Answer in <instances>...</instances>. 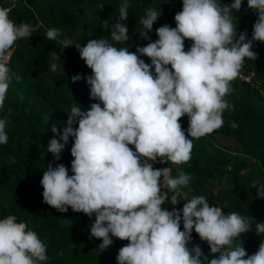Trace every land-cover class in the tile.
I'll return each mask as SVG.
<instances>
[{
	"label": "clouds",
	"instance_id": "9594fccd",
	"mask_svg": "<svg viewBox=\"0 0 264 264\" xmlns=\"http://www.w3.org/2000/svg\"><path fill=\"white\" fill-rule=\"evenodd\" d=\"M243 2L182 0V10L174 16L175 28L162 25L154 42L132 52L118 46L129 40L125 21L131 5L121 0L109 37L89 39L83 46L68 38L60 41L61 50L74 46L91 70L83 79L90 99L98 103L88 110L73 103L60 134L63 143L49 142L47 151L55 156L72 138V174L62 163L46 165L40 180L42 200L61 213L71 208L89 218L94 215L90 235L104 249L113 238L128 241L119 249L116 264H264V239L252 255L239 239L252 231V218L235 211L226 214L204 195L187 199L182 209L166 210L168 197L163 190L176 193L170 198L175 206L191 176L180 171L172 177L170 168L153 167L158 160L174 165L189 162L193 140L219 130L224 112L234 111L227 100L234 91L232 82L246 59H257L253 42L264 43V0H246L257 19L251 40L246 32L237 37L233 12H239ZM160 15V10H144L141 39L149 40ZM102 27L108 31V22ZM32 33V25L17 23L10 9L0 7V108L13 79H21L8 67L12 50ZM61 36L57 28L45 33L50 41ZM185 40L191 41L187 50ZM51 57L50 70H62L55 52ZM81 79L77 74L71 82ZM185 116L187 135L179 122ZM7 124V119H0V144L7 143ZM231 127L237 125L233 122ZM52 131L57 133L55 125ZM252 188L264 199V183L254 181ZM193 231L207 243V255L199 245L189 247ZM255 233L264 236V222L255 223ZM47 259L46 244L25 222L11 214L0 218V264H42Z\"/></svg>",
	"mask_w": 264,
	"mask_h": 264
},
{
	"label": "trees",
	"instance_id": "16d2710c",
	"mask_svg": "<svg viewBox=\"0 0 264 264\" xmlns=\"http://www.w3.org/2000/svg\"><path fill=\"white\" fill-rule=\"evenodd\" d=\"M26 1L33 3L38 0ZM70 1L72 5L81 8L49 5L38 10L42 19L48 22L51 28L61 31V37L56 41L47 40L46 30L39 32L33 44L22 39L16 43L8 62L11 71L21 78L19 82L13 79L8 91L20 97L6 98L3 108H0V119L8 120L5 129L7 143L0 144V188L10 197L7 215H15L18 222H25L46 244L48 259L42 264H116L115 258L119 249L128 241L113 238L112 245L104 249L99 246L101 241L90 235L94 215L89 218L82 213L73 212L71 208L61 213L42 200L40 180L46 165L51 163L55 166L62 163L68 169L69 175L72 174L70 155L72 138L55 156L47 151L49 142L56 139L63 143L60 141V134L67 126V114L73 103L79 104L81 110H88L92 103H98L90 99L89 87L83 79L91 75V70L73 66L65 68L72 62L73 57L80 61L81 59L74 46L61 50L60 41L68 38L74 44L81 43L83 46L89 39L109 37L112 25L118 20V8L121 3V0ZM219 2L224 5L231 4L233 0ZM129 3L131 7L125 21L129 30V40L125 45L118 46H126L132 52L136 47H143L149 41L154 42L157 39L155 31L162 25L167 24L175 28L174 16L182 10V0H129ZM146 8L160 10L161 13L153 24L149 40L141 39L139 34L142 30L140 19L144 16ZM21 12L17 11L15 16ZM23 14L29 17L31 24H35L36 18L31 12L25 11ZM233 16L237 19V37L241 32H246L247 39L251 40L257 15L248 9L246 0L239 12H233ZM105 22H108V31L102 27ZM190 46L191 41L185 40V50ZM252 51L257 54V59L254 61L246 59L242 70L254 71L264 90V43L253 42ZM53 52L59 57L58 63L62 66V70L57 69L55 73L50 70ZM141 59H144L145 63H151L147 57ZM77 74H80L82 79L72 83L71 78ZM232 87L234 91L227 96V100L234 105V111L224 112V124L216 131L223 136L231 137L243 150L244 156L254 160L264 174L263 99L256 90L243 82L233 81ZM179 122L187 132V116L182 117ZM233 122L237 127H231ZM53 125L57 128L55 135L52 131ZM195 142L196 139L193 140L192 152L196 150ZM198 163L197 157H194L192 164L182 165L177 170L171 163H160L158 160L153 167L170 168L172 177L183 171L191 176L188 186H193L205 179H211L220 169L228 166L229 183L232 186L229 193L211 192L205 197L210 205L221 207L226 214L235 211L250 217L248 195L252 186L248 184L247 176L244 175L246 167L243 160L236 155H229L222 149H215L202 164ZM187 187L183 188L186 197L179 194L180 202L175 206L171 205L170 198L176 193L163 190L168 197L164 205L166 210L171 211L173 207L176 210L182 209L183 202L194 196ZM180 230H183L182 222ZM243 235L246 237L242 241V246L248 255L254 254L260 243L249 232ZM193 245H199L205 255L209 253L207 243L202 242L194 231L189 247ZM211 258L209 256V259Z\"/></svg>",
	"mask_w": 264,
	"mask_h": 264
},
{
	"label": "rangeland",
	"instance_id": "374dc122",
	"mask_svg": "<svg viewBox=\"0 0 264 264\" xmlns=\"http://www.w3.org/2000/svg\"><path fill=\"white\" fill-rule=\"evenodd\" d=\"M49 5H56L62 8H66L68 6L70 7L72 6L73 8L76 9L81 8V6L72 5L70 0H38L33 3H29L26 0H0V7H5L10 9V17L13 20H15L17 23L23 21L32 25L33 27L32 36L28 39H25V42L32 44L36 42V36L39 34V32L46 31L49 28H51L49 23L44 21L42 19V16L38 12V10L45 9ZM17 11H22V12L18 13L17 16H15ZM25 11H29L35 16L36 18L35 24H31L29 17L23 14ZM67 66L88 69L85 66L84 62L82 60L81 61L78 60L76 57H73L72 62L71 63L69 62L65 66V68H67ZM14 97L19 98L20 96L13 95L9 91L7 92L6 98L9 99ZM185 133L187 135V132ZM195 143H196L195 144L196 150L192 152L191 160L182 165L192 164V160L194 157H197L199 163L202 164V162L210 154H212L215 149H222L229 155L230 154L236 155L240 157L242 160L247 159L242 152L243 150L234 142V140L231 137L223 136L219 134L217 131H214L212 134L206 135L205 137H202L200 139H196ZM199 163L198 165H200ZM172 165L173 168L177 170L180 166H182V165H174V164ZM228 174H230V171L228 169V166H226L220 169V171L214 177H211V179H205L201 183H196L193 186H188L187 188H189L190 191L195 196H199V195L207 196L211 192L216 194L218 191H224L225 193H229L232 186L229 183ZM244 175L247 176V182L251 186L254 181L257 182L258 184L264 181V174L258 168L257 164H254L249 171H247L246 169ZM180 195H182L184 198L186 197L185 190L183 188L180 190ZM248 197L250 198V218H252V220L254 221L252 225V231H250L249 233L253 237H255L260 243L261 240L264 239V236H258L255 233V223L264 222V199H259L257 197V189L255 188H252V190L249 192ZM10 203H11L10 197L5 193L3 189L0 188V218L6 217L7 213L9 212ZM245 237H246L245 235H242L239 238L241 243L243 239H245Z\"/></svg>",
	"mask_w": 264,
	"mask_h": 264
},
{
	"label": "built area",
	"instance_id": "2783aa9c",
	"mask_svg": "<svg viewBox=\"0 0 264 264\" xmlns=\"http://www.w3.org/2000/svg\"><path fill=\"white\" fill-rule=\"evenodd\" d=\"M237 82H243L256 90L262 97L264 102V90L262 89L261 81L257 78L254 71L241 70L240 76L235 80Z\"/></svg>",
	"mask_w": 264,
	"mask_h": 264
},
{
	"label": "crops",
	"instance_id": "0c3cea01",
	"mask_svg": "<svg viewBox=\"0 0 264 264\" xmlns=\"http://www.w3.org/2000/svg\"><path fill=\"white\" fill-rule=\"evenodd\" d=\"M246 158L247 159L243 160V162L245 163V167H246L247 171H249L252 168V166L255 164V162H254V160H251L248 157H246ZM248 165H249V169H248Z\"/></svg>",
	"mask_w": 264,
	"mask_h": 264
}]
</instances>
